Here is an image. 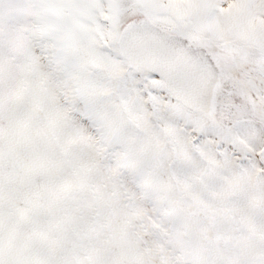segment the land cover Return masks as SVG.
<instances>
[{"label":"snow or ice","instance_id":"6c2138e0","mask_svg":"<svg viewBox=\"0 0 264 264\" xmlns=\"http://www.w3.org/2000/svg\"><path fill=\"white\" fill-rule=\"evenodd\" d=\"M0 264H264V0H0Z\"/></svg>","mask_w":264,"mask_h":264}]
</instances>
